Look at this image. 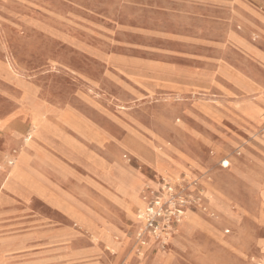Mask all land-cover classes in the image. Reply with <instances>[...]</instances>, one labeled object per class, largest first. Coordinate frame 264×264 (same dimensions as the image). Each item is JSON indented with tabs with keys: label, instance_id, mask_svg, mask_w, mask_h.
<instances>
[{
	"label": "rangeland",
	"instance_id": "obj_1",
	"mask_svg": "<svg viewBox=\"0 0 264 264\" xmlns=\"http://www.w3.org/2000/svg\"><path fill=\"white\" fill-rule=\"evenodd\" d=\"M0 43V92L36 108L30 134L6 128L14 107L0 98V264H264V0H0ZM43 120L65 157L30 159L24 186L36 182L61 209L31 200L25 223L7 232L1 203L18 160L1 152L4 133L27 145ZM83 128L103 131V156L149 184L147 207L144 197V208L109 207L116 249L96 240L87 217L93 235L62 213L82 215L69 201L85 190L92 145L74 133ZM88 167L106 180L101 164ZM166 185L190 221L157 238L139 215L170 197ZM14 237L25 238L18 254L7 250ZM72 248L97 255L73 262Z\"/></svg>",
	"mask_w": 264,
	"mask_h": 264
},
{
	"label": "crops",
	"instance_id": "obj_2",
	"mask_svg": "<svg viewBox=\"0 0 264 264\" xmlns=\"http://www.w3.org/2000/svg\"><path fill=\"white\" fill-rule=\"evenodd\" d=\"M0 98L5 99L8 103H12L13 107L11 112L14 114L4 120H2L3 124L6 128L13 127V125H20L22 127H27L29 129V134L32 131V124L30 122V112L36 111L35 105L30 103H24L25 95L24 94H10L7 92H0ZM51 126L48 125L47 121L43 120L41 125V130L39 133L34 135L30 140V143L27 145H23L22 140L18 137V134L11 132L8 130L4 133V147L1 150L4 156H14L17 157L19 169L17 174H14L9 178L5 186V201L1 203V206L5 207L2 212V220L5 221V226H3L7 232L18 231L23 223H25L22 219L26 215V208L28 203L32 202H43L50 207L54 206L47 198L39 195L36 188L42 189L49 194L44 188L41 186H33L31 188H27L24 186L27 183V178L29 176V171L25 169L26 163L30 159H50L53 156L65 157V148L61 147L60 144L56 145L57 139L53 138L49 128ZM83 127V126H82ZM73 131V129H72ZM74 133L77 135V140L84 142L86 144H91L92 148L87 147L86 149V172L87 176L85 178V190H83L82 195L79 199H72L69 201L70 205L80 212L82 215L87 217L98 229V231H103L104 234H109L111 236L116 235V222L112 219V213L109 211V207H113L118 211H128L135 210L139 208L137 204V199L141 200L142 197L145 199H149L150 195L147 193L149 184L147 179L136 172L122 169L119 163H115L112 160H109L107 157L102 154V147L107 140V136L104 135L103 131L99 130H74ZM79 143V142H78ZM83 149V147H81ZM115 155V152H113ZM93 163L101 164L105 167V171H107L108 175L113 179L117 180H125L128 182V187L131 191L135 193V199L133 198H125L123 194L110 183L106 182L103 171L100 174H96L90 170L88 167ZM32 178H36L39 176L35 170V167H32ZM158 169V167L156 168ZM123 170V171H122ZM158 171V170H157ZM114 172L116 174H114ZM123 172V173H122ZM9 174V173H7ZM107 175V174H106ZM36 181V180H35ZM68 202V201H67ZM63 214L66 215L74 224L75 221L68 214L62 211ZM76 225V224H75ZM78 226V225H77ZM79 227V226H78ZM83 233L93 235L91 231L87 229H83L79 227ZM101 235L99 238L102 243L105 242L104 236ZM25 238L23 237H14L9 240L7 243V250L9 253L18 254L25 248ZM67 255L71 257V261H79L85 262V259H89L90 257H94L97 255L94 251L84 250V249H76L72 248L67 252ZM9 264H18L17 262L9 263ZM19 264H55L51 259H44L39 261H30V262H20ZM79 264H88V261L85 263Z\"/></svg>",
	"mask_w": 264,
	"mask_h": 264
},
{
	"label": "built area",
	"instance_id": "obj_3",
	"mask_svg": "<svg viewBox=\"0 0 264 264\" xmlns=\"http://www.w3.org/2000/svg\"><path fill=\"white\" fill-rule=\"evenodd\" d=\"M168 186L169 185L165 186V191H167V196L170 195V197L165 199L164 203H161V200L157 198L152 205L139 215V219L143 222L144 226L142 231L143 233L153 234L155 237L160 238V234H162L165 230L169 231L170 226L172 225L171 219H176L180 215L179 208L176 207L171 198L173 195V188ZM165 207L167 210H165ZM172 209L174 211H172ZM163 212L168 215H163ZM160 219H165V225L160 224ZM139 237L141 238L142 235H139Z\"/></svg>",
	"mask_w": 264,
	"mask_h": 264
},
{
	"label": "bare ground",
	"instance_id": "obj_4",
	"mask_svg": "<svg viewBox=\"0 0 264 264\" xmlns=\"http://www.w3.org/2000/svg\"><path fill=\"white\" fill-rule=\"evenodd\" d=\"M233 11V10H232ZM1 44V43H0ZM2 45V44H1ZM4 51V50H3ZM16 65V64H15ZM28 143V142H27ZM222 166L223 167H225V168H228L229 166H230V162L229 161H227V160H225L223 163H222ZM233 168V167H232ZM236 168V167H235ZM18 169H19V165L17 166V167H15L14 169H12V170H10L8 173H9V178L11 177V176H13L14 174H17V172H18ZM234 169V168H233ZM237 169V168H236ZM114 174H116L115 172H114ZM162 177H165V176H163L162 175ZM167 180V179H166ZM106 181L108 182V183H110L112 186H114L115 188H117L118 189V187L120 186V182L117 180V179H115V180H113L109 175H107L106 176ZM175 183H177V181H175V180H173ZM36 191H37V193L39 194V195H41V196H43L44 198L47 196V194H46V192L44 191V190H42V189H35ZM49 196H52V195H49ZM133 196V199H135V195H132ZM52 197H55V196H52ZM144 199H145V197H144ZM50 201V200H49ZM144 201H143V197L141 198V200H139V198L137 199V204H138V206H139V208H144V203H143ZM145 202H146V206L145 207H147V205H148V200L147 199H145ZM53 203V202H52ZM56 203V202H55ZM181 204H183V202L181 203ZM56 207H58L59 209H61L60 208V206H56ZM146 209V208H145ZM145 209H144V211H145ZM142 210V209H141ZM66 214H68L69 216H70V211L69 210H67V211H64ZM74 213V221H75V224L76 225H78L79 227H81V228H85L86 229V222H85V218H84V216L83 215H78L77 213H75V212H73ZM240 213V212H239ZM72 216V215H71ZM227 216V215H226ZM184 220V221H183ZM188 221H190V219H189V212H188V214H187V211H185V212H182V211H180V215L177 217V227L176 228H173V226H170V229L173 231V233H175V232H179V228H180V225H182L181 226V228H183V229H185V228H187V226H188V224H189V222ZM192 226V225H191ZM192 230V229H191ZM194 230H196V229H194ZM189 232H191V231H189ZM195 232V231H194ZM188 233V232H187ZM104 233H103V231H98V232H96L95 233V238H96V240H99V238L101 237V235H103ZM105 236H104V240H105V243L107 244L108 242H109V240H108V235L107 234H104ZM168 235V237H170L171 238V236H173V234H171V233H168L167 234ZM95 240V241H96ZM153 241V239H151L150 240V242H149V244L151 243ZM165 241H167V240H165ZM148 243L147 244H145V247L143 248V250H142V252H141V255H142V253H143V251L145 250V248L149 245ZM181 244V243H180ZM108 246H111L112 247V249H116L117 248V246H118V244H107ZM126 246L127 245H125L124 247L126 248ZM180 247V246H179ZM186 249V248H185ZM149 251V250H148ZM158 263V262H157Z\"/></svg>",
	"mask_w": 264,
	"mask_h": 264
}]
</instances>
